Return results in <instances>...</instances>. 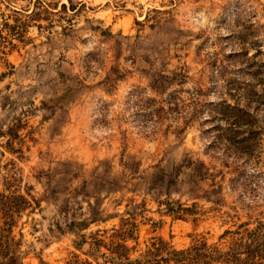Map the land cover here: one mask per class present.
<instances>
[{
	"label": "rangeland",
	"instance_id": "obj_1",
	"mask_svg": "<svg viewBox=\"0 0 264 264\" xmlns=\"http://www.w3.org/2000/svg\"><path fill=\"white\" fill-rule=\"evenodd\" d=\"M262 64L264 0H0V193L37 202L23 263L64 264L80 222L131 205L142 247L264 222Z\"/></svg>",
	"mask_w": 264,
	"mask_h": 264
},
{
	"label": "trees",
	"instance_id": "obj_2",
	"mask_svg": "<svg viewBox=\"0 0 264 264\" xmlns=\"http://www.w3.org/2000/svg\"><path fill=\"white\" fill-rule=\"evenodd\" d=\"M41 7H44L43 4ZM63 7H66L65 3ZM44 12L49 13V10L44 8ZM256 64L254 62V65ZM259 74L263 75L261 81L264 83V71ZM223 103L224 101L220 104ZM226 107L232 109V114H227V118H236L233 124L239 131L242 124H239L237 119L250 116V106L243 108L237 103L227 104ZM236 112L241 115L235 114ZM10 176V179L17 183L15 175ZM13 186L14 188H6V191L9 190L7 195L5 192L0 193V264H24L21 242L14 233L16 219L24 210L30 208L32 213L37 208L30 187L24 195L20 193L17 184ZM220 189H223L222 185ZM158 204L165 207L163 213L174 218L196 214L194 209L183 207L170 199L161 200ZM128 207L126 213L120 217L119 223L109 228L103 227L83 233L88 222H80V230L74 232V247L77 252L72 251L64 264H264V222L261 220L253 227L251 222H243L234 230L226 229L217 242H209L205 234H197L188 246L176 248L161 237L154 236L142 247L139 242V226L142 222H139L138 218L143 214L135 212L132 205ZM99 215L100 211L94 210L91 221L103 222L98 218ZM40 264L50 263L41 261Z\"/></svg>",
	"mask_w": 264,
	"mask_h": 264
}]
</instances>
